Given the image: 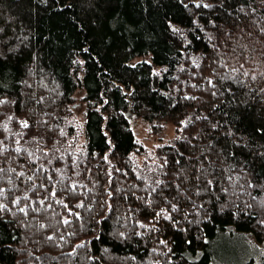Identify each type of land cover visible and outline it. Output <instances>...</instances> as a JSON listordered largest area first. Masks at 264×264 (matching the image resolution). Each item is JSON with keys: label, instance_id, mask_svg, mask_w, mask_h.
<instances>
[{"label": "trees", "instance_id": "obj_1", "mask_svg": "<svg viewBox=\"0 0 264 264\" xmlns=\"http://www.w3.org/2000/svg\"><path fill=\"white\" fill-rule=\"evenodd\" d=\"M0 101V264H254L264 0H0Z\"/></svg>", "mask_w": 264, "mask_h": 264}, {"label": "rangeland", "instance_id": "obj_2", "mask_svg": "<svg viewBox=\"0 0 264 264\" xmlns=\"http://www.w3.org/2000/svg\"><path fill=\"white\" fill-rule=\"evenodd\" d=\"M142 59L148 60L149 56L145 55L135 58V60ZM76 95L78 96V101L73 105V109L68 117V124L74 125L76 128V134L74 137H71L72 139L70 138L69 141L71 142L72 150L80 152L84 143L83 120L85 114V104L80 98L83 93L79 92ZM131 121L133 129L136 131L138 141L143 146L142 150H144L143 153L133 154L132 156L134 160L139 165H143L149 160L151 165H156L155 151L159 145L172 140L175 136V125L165 122L161 132L153 133L151 123L138 120L135 117H133ZM250 246H246L245 242H238L233 248V253L239 252L240 255H245V253L249 252V254L254 256V264H262L264 256V243H258V245H254L252 247Z\"/></svg>", "mask_w": 264, "mask_h": 264}, {"label": "snow or ice", "instance_id": "obj_3", "mask_svg": "<svg viewBox=\"0 0 264 264\" xmlns=\"http://www.w3.org/2000/svg\"><path fill=\"white\" fill-rule=\"evenodd\" d=\"M205 7H207V5H205ZM246 74H247V73H245V75H246ZM253 79H254V77H253ZM210 83H211V81H210ZM0 103H2V101H0ZM22 126H23V127H28L29 125L27 124L26 121H24V122H22ZM258 131H262V130L258 129ZM0 143H2V142H0ZM17 151H19V149H18ZM2 171H3V169H0V172H2ZM21 175H23V173H21ZM29 179H31V177H29ZM209 183H211V182L209 181ZM0 195H3V189H0ZM52 195H55V193L53 192ZM24 199H27V197H24ZM19 202H20L19 199H16V200L14 201L15 204H19ZM41 203H43V201H41ZM78 206H82V205H78ZM5 207H6V206H5L4 204H0V210L4 209ZM172 210H173V211H176V210H177L176 207H175V205H173ZM19 211H21V212H25L26 209H25V208H20ZM157 215H159V213H158ZM67 222H68V221H65V223H67ZM49 239H51V237H49ZM161 243H164V242L161 241Z\"/></svg>", "mask_w": 264, "mask_h": 264}, {"label": "water", "instance_id": "obj_4", "mask_svg": "<svg viewBox=\"0 0 264 264\" xmlns=\"http://www.w3.org/2000/svg\"><path fill=\"white\" fill-rule=\"evenodd\" d=\"M126 115L129 116L130 119H133V116L129 112H127Z\"/></svg>", "mask_w": 264, "mask_h": 264}]
</instances>
